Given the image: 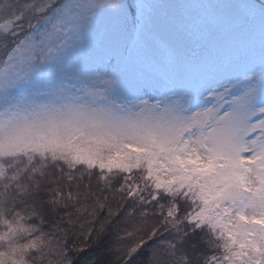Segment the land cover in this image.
<instances>
[{
    "label": "snow or ice",
    "instance_id": "snow-or-ice-1",
    "mask_svg": "<svg viewBox=\"0 0 264 264\" xmlns=\"http://www.w3.org/2000/svg\"><path fill=\"white\" fill-rule=\"evenodd\" d=\"M0 264H264V0H0Z\"/></svg>",
    "mask_w": 264,
    "mask_h": 264
},
{
    "label": "rangeland",
    "instance_id": "rangeland-1",
    "mask_svg": "<svg viewBox=\"0 0 264 264\" xmlns=\"http://www.w3.org/2000/svg\"><path fill=\"white\" fill-rule=\"evenodd\" d=\"M193 2H195V0H193ZM238 2H246V0H238ZM251 2L255 3L256 0H251Z\"/></svg>",
    "mask_w": 264,
    "mask_h": 264
},
{
    "label": "trees",
    "instance_id": "trees-1",
    "mask_svg": "<svg viewBox=\"0 0 264 264\" xmlns=\"http://www.w3.org/2000/svg\"><path fill=\"white\" fill-rule=\"evenodd\" d=\"M86 227H87V225H86ZM77 231H78V229H77ZM72 243V237H71V235L69 236V244H71ZM77 243H79V241L77 242Z\"/></svg>",
    "mask_w": 264,
    "mask_h": 264
}]
</instances>
